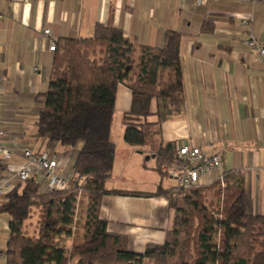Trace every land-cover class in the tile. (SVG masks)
I'll list each match as a JSON object with an SVG mask.
<instances>
[{
	"label": "crops",
	"instance_id": "1",
	"mask_svg": "<svg viewBox=\"0 0 264 264\" xmlns=\"http://www.w3.org/2000/svg\"><path fill=\"white\" fill-rule=\"evenodd\" d=\"M0 15V129L14 163L22 161L25 147L51 148L63 154V166L70 170L80 147H50L29 126L37 119L34 97L48 89L51 78L52 41L92 37L101 24L119 28L136 43L161 47L165 31L176 30L182 34L184 106L159 125V146L187 142L218 154L220 168L202 175L198 188L210 190L220 173L241 171L248 213L264 214V62L245 43L252 36L264 44V0H202L200 5L195 0H0ZM244 15L250 16L249 27L241 23ZM123 87L124 114L132 97ZM118 90L119 85L114 107ZM123 131L116 143L111 126L115 154L104 186L127 193L104 194L98 216L108 232L126 237L128 250L140 253L148 244L171 239L176 180L155 169L156 149L128 145ZM5 174L0 165V177ZM9 235V216L0 212V264L6 262Z\"/></svg>",
	"mask_w": 264,
	"mask_h": 264
},
{
	"label": "trees",
	"instance_id": "2",
	"mask_svg": "<svg viewBox=\"0 0 264 264\" xmlns=\"http://www.w3.org/2000/svg\"><path fill=\"white\" fill-rule=\"evenodd\" d=\"M181 36L166 30L163 45L156 47L96 24L92 37L59 41L48 89L34 97L35 136L49 146L76 148L81 142L72 168L74 186L45 191L26 180L3 196L0 212L9 216L10 230L5 264H264V214L248 213L241 171L226 174L223 187L215 182L210 190L184 191L174 203L171 239L148 244L140 253L128 250L126 237L108 232L98 216L104 194L127 193L104 186L115 154L116 89L122 83L132 97L122 116L123 140L142 147L151 133L145 126H159L183 110ZM154 153L161 174L177 160L172 142ZM206 191L214 198L208 200ZM76 206L84 217L74 228ZM31 216L33 233L26 229Z\"/></svg>",
	"mask_w": 264,
	"mask_h": 264
},
{
	"label": "built area",
	"instance_id": "3",
	"mask_svg": "<svg viewBox=\"0 0 264 264\" xmlns=\"http://www.w3.org/2000/svg\"><path fill=\"white\" fill-rule=\"evenodd\" d=\"M195 3L200 5L202 0H195ZM240 20L243 26L249 27V15L242 16ZM43 33L48 34L49 30L45 29ZM245 43L255 48L259 58L264 62V44L252 36L248 37ZM49 49L55 50L56 43L52 41ZM262 82L264 83V76ZM5 138L6 132L0 129V165L2 170L6 172L5 176L0 177V197L13 190L16 182L26 180L34 181L41 190L45 191H64L74 186L75 175L73 170H66L62 158L51 148L34 152L25 147L21 151L22 161L14 163L12 161L13 150L5 142ZM176 158V162L164 166L163 171L165 174L175 177L176 185L171 189V193L177 199L183 197L184 191L198 188L199 179L202 175L209 174L221 166V158L218 154H206L199 146L187 142L176 145ZM223 180L224 174L220 173L213 182H219L223 187ZM77 192L80 194L82 188L79 187Z\"/></svg>",
	"mask_w": 264,
	"mask_h": 264
},
{
	"label": "rangeland",
	"instance_id": "4",
	"mask_svg": "<svg viewBox=\"0 0 264 264\" xmlns=\"http://www.w3.org/2000/svg\"><path fill=\"white\" fill-rule=\"evenodd\" d=\"M122 89H124L123 87V84H119V90L117 92V101H116V104H115V107H114V115H113V121H112V139L115 140V142L117 143L118 140H117V134L118 132L123 129L124 130V124L122 122V112H123V105L121 104V100H122ZM149 120V119H148ZM29 126H31V130H33L32 132H36V126L35 124L33 123L31 125V123L29 122ZM159 129H160V126H157V125H147L144 127V131L146 132H151V133H148L147 136H146V141H145V144L143 145L144 148H146L147 150H149V148L151 149H157L159 144H160V139H161V136H160V133H159ZM32 135V133H29V136ZM59 146H62L60 145L59 143H55ZM81 145V142L77 145L80 146ZM56 153V151H55ZM56 154H59V156L62 158V155L63 154H60V152L58 151ZM176 184V183H175ZM45 189V188H44ZM213 193H210L209 191H206L205 195H206V198H208V200L213 196L214 198V195H212ZM83 212H81V207H77L76 206V209H75V217H74V228H75V225L78 227V225L83 222ZM35 216H31L28 220H27V224H26V229L28 232L30 233H33L34 229H35ZM70 242V240H68V243ZM256 250H259V248H257ZM73 264V263H72Z\"/></svg>",
	"mask_w": 264,
	"mask_h": 264
}]
</instances>
